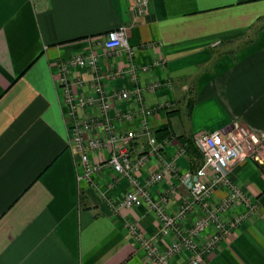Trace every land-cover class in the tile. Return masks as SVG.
Masks as SVG:
<instances>
[{"label":"crops","instance_id":"crops-1","mask_svg":"<svg viewBox=\"0 0 264 264\" xmlns=\"http://www.w3.org/2000/svg\"><path fill=\"white\" fill-rule=\"evenodd\" d=\"M120 27L127 28L132 57L104 48L107 34ZM91 53L99 56L97 72L77 67L67 74L86 83L76 95H92L98 76L111 91L143 90L152 108L170 105L149 119L155 136L165 126L172 132L158 142L159 154L148 155L144 136L130 145L134 157L147 156L137 172L144 184L165 163L179 169L149 187L154 199L170 194V212L188 197L180 175L203 164L201 153L186 146L181 154L177 137L241 124L261 139L256 157L264 165V0H150L143 17L134 13L133 0H0V264H153L131 227L155 236L156 216L145 205L118 209L132 190L128 180L105 167L94 185L79 181L60 79L65 62ZM146 66L136 78L131 73ZM154 82L167 85L151 92ZM128 110L134 120L116 121L117 130L141 131L134 99L118 103L113 116ZM107 156L91 159L100 163ZM230 178L257 214L203 264H264V174L247 158L231 167ZM225 196L219 190L214 201ZM244 211L238 206L225 219ZM201 214L190 215L184 228ZM191 256L181 252L172 264H188Z\"/></svg>","mask_w":264,"mask_h":264},{"label":"built area","instance_id":"built-area-1","mask_svg":"<svg viewBox=\"0 0 264 264\" xmlns=\"http://www.w3.org/2000/svg\"><path fill=\"white\" fill-rule=\"evenodd\" d=\"M133 11L137 16H147L150 12V0H133ZM104 48L107 52L123 50L129 57L135 54V48L128 42L125 27L110 31L106 36ZM98 61L99 56L95 53L77 56L63 64V76L60 79L71 133L70 147L82 170L79 181L86 180L94 185V176L105 167L111 168L115 175L126 178L132 190L118 203V209L145 205L149 212L156 216L159 224L155 236H143L137 226L131 227L132 235L142 241L146 259L153 264H172L177 254L189 252L192 256L188 264H203L205 257L212 255L233 230L257 214L256 206L232 182L230 169L247 158L258 159L256 154L257 148L262 145L261 139L241 124L213 133L195 134L193 141L203 156V164L195 171H186L180 175V183L187 188L188 197L175 213L170 212L167 207L170 194L165 193L154 199L149 187L162 181L166 173L178 175L179 169L176 164L165 163L163 169L159 173L150 174L144 184L137 177V172L146 165L147 156L136 158L130 150L131 143L144 136L150 146L148 155L159 154L160 146L150 127L149 119L155 110L169 109L170 105L163 103L158 108H152L145 102L143 90L111 91L104 87L98 76L94 78L92 95L88 97L76 95L75 90L85 87L86 83L80 77L69 79L67 77L69 70L80 67L97 72ZM148 71L149 67L146 66L133 68L131 73L136 78L139 72ZM166 85L163 82H154L147 89L155 92ZM131 99L139 104L142 130L120 133L116 121H131L135 116L131 110L118 111L113 116V110L118 103ZM185 151L186 148L183 146L181 154ZM106 152L108 156L103 157L102 162L92 161L93 153ZM219 190H224L226 196L216 202L214 196ZM238 206H244L245 211L226 220V215ZM199 210L202 214L195 223L189 229L184 228L183 223L186 219ZM209 229H212L210 236L206 237L202 245H198L197 239ZM160 241L165 243L164 248L159 245Z\"/></svg>","mask_w":264,"mask_h":264},{"label":"trees","instance_id":"trees-1","mask_svg":"<svg viewBox=\"0 0 264 264\" xmlns=\"http://www.w3.org/2000/svg\"><path fill=\"white\" fill-rule=\"evenodd\" d=\"M170 114H172V112H170ZM171 136H172V132L170 131L169 126H165L159 129L156 133V138L158 142H163L165 139ZM177 139L183 146H186L187 149L193 150V152L196 154L199 152L198 148L194 144L192 137H187V136L182 135V136L177 137ZM254 161L256 162L259 170L264 174V165L258 159H254Z\"/></svg>","mask_w":264,"mask_h":264}]
</instances>
